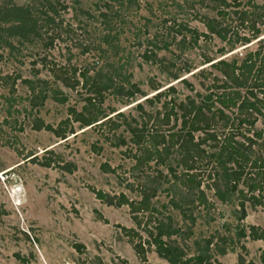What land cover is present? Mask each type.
<instances>
[{"label": "rangeland", "instance_id": "374dc122", "mask_svg": "<svg viewBox=\"0 0 264 264\" xmlns=\"http://www.w3.org/2000/svg\"><path fill=\"white\" fill-rule=\"evenodd\" d=\"M52 1L0 0V264H168L156 255L153 245L146 243L149 236L145 231L151 230L155 221L165 216L179 228L170 238L187 255L195 254L203 239L212 237L211 260L236 264L240 254L245 261L259 264L261 252L264 255V241L239 238L236 232L238 227L249 224L264 226V203L251 207L245 201L246 215L237 220L239 197L236 192L230 193L225 201L217 199L213 189L205 187L211 182V177L206 178V173L213 170L211 165H199L200 187L207 202L198 204L194 200L183 204L186 214L183 217L182 209L170 203L184 194L183 187L169 176L165 165H155L153 161L136 164L134 155H139L138 148L130 142L125 126L120 125L121 118L113 115L121 112L132 127H139L149 116V127L151 122L158 125L162 113H176V103L184 102L185 97L198 102L195 93L204 95L211 80L208 77L204 81L190 74L204 68L221 78L213 69L205 68L203 57L235 60L239 64L246 53L264 44V28L259 26L261 33L257 38L262 41L252 40L245 46L236 44L235 50L227 53V45L214 36L199 38L193 47L186 41L180 43V36H173L172 24L163 23L165 19H173L176 24L207 34L194 15L217 18L215 11L208 8L209 0H59L65 8L50 4L54 13L45 9ZM236 1L241 6L225 9L227 16L223 21L229 29L239 27L234 11L264 13L257 0L250 2L254 8L247 6L246 0ZM16 10L26 11L30 19L15 20L21 17ZM46 17L52 22L44 26ZM238 34L248 36L249 32L239 28ZM162 43H168L167 50L161 48ZM220 49L223 52L219 53ZM144 53L153 55L154 59L145 60ZM183 65L193 70L184 74L178 70ZM81 72L85 73L87 84L91 80L99 84L112 83V88L102 92L100 100L95 99L92 107L85 106L90 93L87 86H81ZM176 72L179 78H185L191 89L171 79ZM62 73H66L70 83L77 81L78 84L73 88L64 87L56 78ZM128 84H134L149 98L156 93L152 85L160 87L159 90L171 85L174 92L151 103L143 102L145 97L140 95L127 100L123 94L116 93L114 87L128 89ZM243 91L240 90L241 94ZM61 97L63 103L55 100ZM137 102L141 111L134 107ZM85 108L87 112L100 111L108 115L117 127L104 122L80 128L73 123L70 124L73 134H67L63 140L50 131L33 129L36 121L55 128L64 119H72L70 111L85 113ZM234 112L225 111L230 118L233 116L230 113ZM250 117L255 119L254 124L248 126V130L241 126L239 132L246 136L260 133L252 149L261 152L264 159L261 151L264 149V117L255 113ZM171 126L173 131L179 127V121L174 123L172 116L168 125H160L159 132ZM215 131L221 137L220 132L227 130ZM200 135L193 134L194 137ZM235 139L240 140V136ZM202 149L207 153L216 151L204 146ZM175 159L176 149L173 148L167 163L174 166ZM45 162L50 165L40 164ZM179 171V167L175 169ZM158 172L168 181L163 177L152 181V176ZM143 183L158 186L155 195L149 198L154 210L131 213L126 204L108 205L94 195L95 190H102L114 200L120 193L128 200H138L139 185ZM167 186L169 191L162 190ZM238 187H242L241 184ZM192 197L193 194H189L188 198ZM133 216L139 221L138 225ZM126 228H131L134 234L126 235ZM138 240L144 249L143 259L133 248ZM75 244L79 245L78 249ZM221 247L224 252L218 253Z\"/></svg>", "mask_w": 264, "mask_h": 264}, {"label": "trees", "instance_id": "16d2710c", "mask_svg": "<svg viewBox=\"0 0 264 264\" xmlns=\"http://www.w3.org/2000/svg\"><path fill=\"white\" fill-rule=\"evenodd\" d=\"M112 1V0H111ZM203 2L202 0H200ZM210 5L208 8L215 11L217 18H208L204 15H194L202 26L206 29V33H198L194 29H190L182 24H176L173 19H165L163 23L169 22L172 24L170 28L173 31V36H180V43L186 41V44L193 47L199 38L209 39V36L216 37L219 41L224 42L227 47V53L235 50V45L245 46L252 40H256L261 33L259 26L264 28V13H254L255 11H234L236 18L239 22L238 28L229 29L225 23L224 18L227 16L225 11L229 6L235 8L241 6L239 1L232 0L227 2L226 0H209ZM261 3V9L264 12V0H257ZM60 2V3H59ZM251 0H246L247 6H254L250 3ZM53 4L60 9H64L65 5L62 1L53 0L45 9L52 13L55 12ZM250 4V5H249ZM106 8H109L104 3ZM16 13H20L21 17L15 20L24 22L29 20L26 11L16 10ZM105 13L102 16L105 17ZM27 17V18H26ZM35 22V20H33ZM52 20L48 17L44 18L43 25H49ZM246 29L249 34L243 36L238 34V29ZM188 35V39L185 40V35ZM262 39H257L256 42H260ZM51 45V42H48ZM161 48L167 50L168 43H162ZM225 50V49H224ZM223 52V49L218 51ZM145 60L154 59L153 55L147 56L145 53L142 55ZM203 64L206 67L213 69L214 72L220 75V79L212 74L211 71H204V68H200L197 71L192 72L190 75L200 76L204 81L210 77L211 83L205 87L207 91L204 95L195 93V96L199 99L196 102L189 96L185 97V101H179L176 103V113L169 111L164 112L161 115L158 125L155 122H151L147 127L149 116L138 125L130 126L125 122L124 115L121 112L116 113L113 116L121 118L120 125H124L126 131L129 133L130 142L138 148V154L134 155L137 165H141L150 161H153L155 165H165L168 170L169 176L172 177L174 182H178L187 193L182 194L181 197L176 198V201L170 200V203L176 207L181 208V213L186 216L183 204L192 203L194 200L198 204L206 203V197L203 189L200 187L202 184V173L198 168L199 165L210 166L212 171L206 173V178L211 177V182L206 183V188H212L214 196L220 201H225L228 195L232 192H236L239 197L236 208L237 220H242L245 213L244 202L247 201L251 207L256 204L264 203V159L261 157V152H256L252 149V146L256 144V140L260 138V133H252V136H246L239 132L241 126H252L254 124V118L250 117L251 113L258 114L264 117V44H260L257 49L252 52L246 53L237 64L235 60L230 62L223 59L213 60L209 57H203ZM184 74H188L191 69L188 65H183L180 69ZM74 70H72V73ZM66 73L56 76L57 80L68 88H73L77 81L70 83L65 76ZM82 87L87 86V91L90 93L89 97L85 99L86 108L92 107L95 99L100 100L101 93L112 88V83L107 82L105 84L96 83L95 80H91L87 84L85 73L81 72ZM171 79L177 80L184 84L186 87L190 85L186 82L185 78H179L172 74ZM251 79V80H250ZM26 82V81H25ZM128 89H124L122 86L114 87L116 93L123 94L127 100L133 99L136 95L145 97L141 91L134 85L128 84ZM160 87L152 85L151 89L156 93L151 97H145L143 102L151 103L152 100H158L159 97L165 96L167 93L174 92L173 87L170 85L165 90H159ZM32 92L33 89L29 87ZM214 89L213 91H210ZM240 90H244L241 94ZM257 94L259 97H257ZM44 96L41 97L43 100ZM59 103L64 102V98L55 99ZM99 102V101H98ZM135 109L142 110L140 102L134 104ZM84 109L83 112L70 111L72 119H64L55 128L49 125H43L42 122L36 121L33 125L34 130L44 129L50 131L56 138L61 140L66 138L67 134H73V127L70 124L77 123L80 128L93 127L105 123H111V117L103 115L100 111H88ZM235 110L233 116L230 118L225 111ZM172 116V121L177 123L179 121V127L173 131V127H168L163 132H159L160 125H168L169 119ZM97 117H100L97 119ZM158 118V117H156ZM96 122H99L95 124ZM173 125V124H172ZM63 126V127H61ZM215 129L227 130L224 133L220 132L221 137L217 135ZM194 133H200L198 137H194ZM240 136V140L235 139ZM121 142V141H120ZM123 141L120 143L122 144ZM216 149L211 153H207L202 149ZM176 149V159L174 160V166L167 163L170 151ZM264 152V149L261 150ZM35 161L34 157L31 159ZM43 166H49V162L40 163ZM66 170L65 165H62ZM180 168L181 171L175 172V169ZM203 172V171H202ZM159 177H163L164 181H168L165 175H161L159 172L152 176V181H157ZM221 180V183L218 182ZM150 181V180H149ZM159 185L161 182H157ZM173 183V182H172ZM241 184L242 187H238ZM158 186H151L149 184L139 185L138 200H128L124 194L120 193L114 200L112 195H109L102 190H95L94 195L96 198L104 201L108 205L119 206L126 204L129 207L131 213L137 211H151L154 210L150 206L149 198L154 196ZM169 186L163 187L162 190L169 191ZM189 194H193L194 197L188 198ZM191 221L193 218L187 215ZM133 219L136 220L135 216ZM139 224V221H135ZM153 229V230H152ZM152 229H145L149 239L146 240L148 245H153V251L156 255L164 259L168 264H221L216 260H211L210 245H212V237L203 239L202 245L195 254L187 255L184 249L176 243V241L170 238L176 235L179 228L172 225L169 216H165L163 220H156ZM246 229V230H245ZM126 235L130 233L134 234L131 228H126ZM236 236L239 238H248L250 240L260 239L264 241V226L249 224L246 227L240 226L237 229ZM221 238V237H220ZM225 241V238H222ZM214 245V244H213ZM77 249L79 245L75 244ZM243 249V246H241ZM135 252L143 259L144 249L142 243L138 240L133 243ZM218 253H223V247L217 249ZM16 256H18L16 254ZM23 262L24 260L21 259ZM260 262L264 264V255H260ZM236 264H255L251 260L245 261L240 254L237 255Z\"/></svg>", "mask_w": 264, "mask_h": 264}, {"label": "crops", "instance_id": "0c3cea01", "mask_svg": "<svg viewBox=\"0 0 264 264\" xmlns=\"http://www.w3.org/2000/svg\"><path fill=\"white\" fill-rule=\"evenodd\" d=\"M248 239V238H247ZM248 240H250V239H248ZM260 239H255V240H250V241H259ZM261 241H263V240H261ZM261 253H263V252H261ZM261 255V254H260ZM254 262V261H253ZM255 264H257L256 262H254ZM259 264H262L261 262H259Z\"/></svg>", "mask_w": 264, "mask_h": 264}]
</instances>
